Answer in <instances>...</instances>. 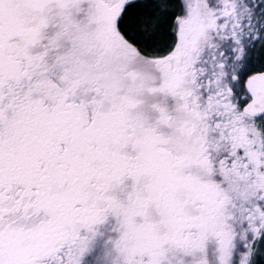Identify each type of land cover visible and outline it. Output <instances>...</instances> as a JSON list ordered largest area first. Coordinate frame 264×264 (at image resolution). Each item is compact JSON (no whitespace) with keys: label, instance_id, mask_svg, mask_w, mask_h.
I'll use <instances>...</instances> for the list:
<instances>
[{"label":"snow or ice","instance_id":"1","mask_svg":"<svg viewBox=\"0 0 264 264\" xmlns=\"http://www.w3.org/2000/svg\"><path fill=\"white\" fill-rule=\"evenodd\" d=\"M0 264H264V0H0Z\"/></svg>","mask_w":264,"mask_h":264}]
</instances>
